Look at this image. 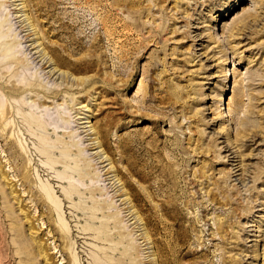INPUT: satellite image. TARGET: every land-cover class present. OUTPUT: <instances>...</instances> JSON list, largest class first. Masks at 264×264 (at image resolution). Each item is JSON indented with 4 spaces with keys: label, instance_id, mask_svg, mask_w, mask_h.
Segmentation results:
<instances>
[{
    "label": "rangeland",
    "instance_id": "obj_1",
    "mask_svg": "<svg viewBox=\"0 0 264 264\" xmlns=\"http://www.w3.org/2000/svg\"><path fill=\"white\" fill-rule=\"evenodd\" d=\"M114 1L0 0V80L34 83L41 93L61 91L43 104L34 91L0 92L2 102L22 106L7 127L23 154L12 157L0 136V264H65L67 253L78 252L87 264L95 242L78 232L84 226L106 230L107 213L118 227L109 225L114 231L109 248L118 243V230L128 249L136 247L127 264H153L157 243L173 242L177 227L187 233L184 249L174 253L179 264H264V0H134L146 9L141 16ZM225 2L233 7L223 15L218 9ZM161 26L159 38L145 42ZM38 50L56 62V73L42 65ZM60 56L66 65L58 64ZM90 58L94 65L87 70L69 64ZM31 114L55 129L45 146L61 140L55 145L66 149L67 164L87 172L83 184L75 177L87 194L76 192L67 202L61 187L50 191L56 213L49 219L65 235L48 225L47 208L36 205L34 189L48 183L47 172L36 167V161H45L41 144L28 135L23 119ZM94 136L103 148L90 144ZM230 147L250 167L253 182L247 176L243 182L240 176L229 179L235 163ZM96 150L108 160L93 158ZM50 154L65 155L57 146ZM108 161L123 187L117 192L105 179L113 173H105L110 164L102 169ZM59 165L54 168L62 171ZM23 167L29 182L22 178ZM52 185L68 188L67 182ZM94 187L91 199L88 190ZM11 188L14 199L4 193ZM95 200L103 210L92 219ZM125 206L141 217L139 230ZM31 244L47 256L36 254Z\"/></svg>",
    "mask_w": 264,
    "mask_h": 264
},
{
    "label": "bare ground",
    "instance_id": "obj_2",
    "mask_svg": "<svg viewBox=\"0 0 264 264\" xmlns=\"http://www.w3.org/2000/svg\"><path fill=\"white\" fill-rule=\"evenodd\" d=\"M121 1H123L125 3L124 4L125 6H127V11L130 13V15L132 13H137L138 16H141L146 11V9L140 8L139 2L136 3L134 0H121ZM117 3H118V0H115L113 2V4H117ZM21 4H22L21 8L23 9V7L25 5L23 4V2H21ZM232 7H233V5H231L230 2H225L220 7V9H218V11H220L221 14L224 15L228 11H230L232 9ZM22 11H24V9ZM25 19H26V17H25ZM27 23H28V21H27ZM138 24L136 22L135 23V26H138ZM31 25L33 27V24H31ZM246 26H247V24H246V22H244L243 23V26H242L243 29L246 28ZM242 27H241V29H242ZM32 29H33L32 34L35 36L34 37V41H35V43L36 42L38 43L40 41V40L38 41V39H39V37L37 36L38 32H37V30L34 27ZM162 29H163V26H161V29H159L157 32L150 33L149 36L147 38H145V40H146L145 42H148V43L149 42H155V40L159 38V36H160V34L162 32ZM233 29L231 30L229 36H232L233 35V33H232L233 32ZM238 30H240V28H238ZM148 31L151 32L150 30H148ZM40 44H41V42L39 44H37L36 46L34 45L33 48L39 47ZM34 53H36V54L37 53H40L37 56H40L39 61H42V65H45V64L48 63L47 67H49V66H52V64H54V65L56 64V62L53 61L50 57L47 58V59H45L46 58L45 57L43 59V57L46 55V53L44 51L41 52V50H38V51H36ZM37 56H36V58H37ZM224 60L226 62L227 61V57H225ZM59 63H62L63 65H66L67 61H65V58H63V57L60 56V58L58 60V64ZM69 64H72L74 70L81 71V70L90 69L94 65V60H92L90 58V59L85 60V61H83L81 63H76L75 62V63H69ZM56 67L57 66H54V67L52 66L48 72L49 73H51V72L56 73L60 69V68L59 69H56ZM76 80H79L80 83L81 82L84 83L83 82L84 81V78H82V79L81 78L80 79L77 78ZM35 87H36V84H34V83H32V84L26 83V84L22 85V84H15L14 82H11V81L9 82V80L8 81H1L0 80V92L2 94H4V95L6 93H9V94H12V95H15V94L19 95V94L27 93L29 91L30 92L31 91H34L37 94L41 93V92L36 91V90H38L40 88L37 89ZM60 92H61L60 89L59 90L46 91V92L44 91L43 93H41L42 96H41V98H39V101L38 102H40L41 104H43L46 101H48L47 100L48 98H52V99L58 98ZM203 95L206 97L205 92H203ZM38 97H39V95H38ZM7 100L8 99L6 98V102L5 103L2 102V100H0V128H1L2 132H4V133H1L0 136L3 137V140H4L5 144H7L10 148L13 149L12 150V154H11L12 157L22 159L23 158V154L21 153V151L19 150V148L17 146V141H16V137L14 135V132L8 131V127H7L9 125V123H10V120L9 119L11 118V115H13V111L14 110L18 111L20 109V107L22 108V106H21V104H19V105H17L16 103L15 104H12L13 102L11 103V102H8ZM19 102L20 101H18V103ZM22 105L24 106V104H22ZM16 111H15V115L17 113ZM20 111H21V109H20ZM8 114H9V116H8ZM87 118H88V120L86 122H90L89 116ZM23 119L27 122V127H28L27 130H28V133H29V134L28 133L27 134L30 135V136H33V137H37V138H35V140L38 141L39 145L41 144V147H40L41 149L39 150V154H41V155L43 154L44 157H45V159H44L45 161H43V160L40 161L42 164L41 163L40 164H37V161H36V167H39L40 166L39 169H41V167H42L43 170L42 169L41 170L43 172L44 171L47 172V173H45L46 174V179L44 181L47 182L49 186L48 185H45V184L44 185L41 184L39 188L37 187L36 189H34V195L37 198L36 205L38 207L45 206L47 208V210H48V212H47V215H48V225L50 227H53L54 228V231H55L56 234H61V235L64 234L65 235V233H63V230L60 229L59 227L57 228L54 225L53 220L49 219V218L53 217L55 215V213H56V206H55V204H53L54 202L51 200V198H50L51 196L49 195L50 194V191H53V188L54 187H58V188L61 187L62 192L60 193V195H62L63 196V199L68 202L67 199H70V198L74 197V194L76 192H78L79 195H81L83 192H86V191H83L81 193L79 191L78 184L75 183V177L77 175V180H80V183H81V181L83 180V178L85 177V174L87 172H83L82 171V168H78L76 165L71 166V165L67 164V159L68 158L66 156L67 155L66 154V149L65 150L64 149H58V145H55L58 141L60 142L61 140H57V142H53L52 144L45 146L46 140H48V138L46 137L47 133L49 134V130H52L53 132L55 131V129H53V128L51 129L47 125L46 119H42L41 116H36L35 114H31L28 118H26V116H24ZM91 128H92V126H90L89 129H91ZM24 134H26V132ZM88 134H92L93 135V134H96V133L89 132ZM89 139L90 140H93V141H91L90 144H92L94 146L97 145V147L100 146L99 142L96 140L97 139L96 136H94L92 138L90 137ZM56 146H57V151L59 150V153L60 154H65V155L64 156H60L59 158H56L55 159V158H53L51 156L50 152L52 151L53 148H56ZM101 147H99L97 149H100ZM228 150H231V154H234L233 158H235L234 159V162L235 163L234 164H230L231 165V168L229 169V174H230L229 175V179H231L233 176H235V177L236 176H238V177L240 176V178H239L240 180L239 179L238 180L241 181V182H243L244 180H246L245 176H247L248 177L247 179H250V182H253V180H254L253 178L254 177L253 176H250V174H249V173H252V171H251V169H250L249 166L246 169L244 168V166L242 164V161H241V155L239 154V152L237 150L232 151L233 150V147H230ZM98 151H100V150H98ZM98 151H97V153L95 152L96 155L93 156V158H99V159H101V161H99V162H104V161L108 160V157H107L108 155L107 156L104 155V158H105L104 159L103 156H102L103 154H101ZM45 153H46V156H45ZM222 158H227V160L229 161L230 160V155H225ZM97 162H98V160H97ZM60 163H63L64 164V167H63V170L62 171L61 170L60 171L59 170H56V168H54L55 167V164H57V166L59 167L60 166L59 165ZM111 163H112L111 161H108V163L106 162V164L104 163V165H102V169H104L105 166H107L108 164H110L109 167L107 166L108 168L105 167V168H107L106 169L107 171L105 173H110V172H113V173H112V175H109L108 174L109 177L106 175L107 177H105V179L108 178L110 180L109 181V183H110L109 187L112 188L110 191L115 190V192H117V191H119L123 187H122V184H121V187H119L120 185L118 183L120 182V180L117 177V174H115V171H117V170L114 167V165H111ZM22 170H23V173H22L23 177L22 178H24V182H29L30 181V178H29V176H26L25 175L26 172H25L24 167H23ZM47 170H52L53 172L47 171ZM0 177H2V173L0 174ZM106 181H108V180H106ZM50 182H52V184H54V182L55 183L56 182H59V183L67 182L68 188H65V187H62V186H53V185L50 186ZM81 184H83V183H81ZM85 187H86V185H85ZM102 187L103 186H101L100 188L98 187L99 190L103 191V188ZM95 188L97 189V187H94V188H90L88 190V193H90L92 195V196H90L91 199H94L93 198V195H94V191H96ZM13 192H14V189L11 188V190L9 192H7V194H6V191L4 193L7 196L8 194H10V195L12 194L13 195ZM56 192H58V190ZM86 194H87V192H86ZM12 195H11V197H12ZM117 195L121 196V195H123V193H118ZM87 196H89V195H87ZM14 198H15V195H13L12 199H14ZM127 200H128V198H122L121 199V203L123 201V204H125V203H127ZM94 202L96 203V205L93 206L94 209L91 208V212H90L91 214H89V216L91 215L92 219H94V218L96 219L97 218L96 215L98 213H100V211L103 210V208L101 209L99 207V204L96 202V200ZM128 202H130V201H128ZM170 206L173 207V204H170ZM127 208H128L127 206L123 207V209L126 210L124 212H127V216H130V217L133 216L132 218H130V219H133V218L135 219L132 222V224L134 223L135 226L138 228L140 226L139 221L142 220L141 217L138 216L135 213L134 210H131L132 209L131 207L129 209H127ZM77 209H79V208H77ZM85 209H87V208H80L79 210L85 212ZM160 210L161 211H165L163 207H160ZM165 214L173 222L176 221V215H174V213H172L171 211H168V209H167V213H165ZM105 216L107 218V220L105 222V224H106V230H97V231L92 232V231H90V228L88 226H84L83 228H80V231L78 232L79 234H84L83 236H87V234L88 235H91L93 237L92 242H95L93 244V247H95L94 248V252H92V253L89 254L91 256V259H90L89 262H86V263L87 264H127V263L133 261L135 259V257H136V255H135L136 247L135 246H130L129 249L127 248L128 246L126 244V241L123 239V235L124 234L120 230H118L116 232V234L119 236L118 243H115L114 246H112V247L109 248V244H108L109 243V240L112 241L113 235H114V231L110 232V226L109 225L113 222V229L114 228H118V227L115 225L114 221L109 222V220H108L109 214L108 213ZM51 221H52V223H51ZM160 225H165V224L161 221L160 222ZM216 227H217V229L220 228L219 227V223L216 225ZM138 230H139V228H138ZM172 232H173V242L165 243L163 241L164 243H161L162 242L161 241L159 244L157 243V257L156 258H152L153 259V261H152L153 264H156V262H157V264H179V262L177 261V259L174 256V253L177 250L184 249L185 243H186L187 233H186V230L185 229L178 228V227L175 230H172ZM143 234H144L145 238H149L148 237V234L146 232H143ZM73 238H76V240H74V245H75V243H77V237L76 236H73ZM34 245L31 244L32 248L36 250L37 249L36 248L37 246L36 245L34 246ZM34 253H35V251H34ZM79 253L80 252H78L77 256H75V257H73L72 255H70V254L67 253L64 263L65 264H82L84 260H83V258L81 260V258H80L81 256L79 255ZM36 254H38V255L39 254H42L43 257H46L47 256L43 252V250H39V249L36 250ZM82 254H83V252H82ZM109 254H111V256H109ZM164 255H166V257H168V258L163 259V256ZM131 256H133V257L131 258ZM229 261H231V262H228V263H232V260L231 259Z\"/></svg>",
    "mask_w": 264,
    "mask_h": 264
}]
</instances>
